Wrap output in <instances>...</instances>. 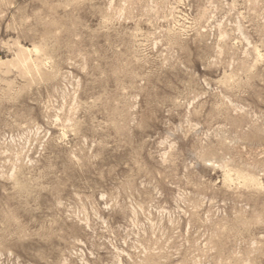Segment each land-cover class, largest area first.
Returning <instances> with one entry per match:
<instances>
[{"label": "rangeland", "instance_id": "1", "mask_svg": "<svg viewBox=\"0 0 264 264\" xmlns=\"http://www.w3.org/2000/svg\"><path fill=\"white\" fill-rule=\"evenodd\" d=\"M0 264H264V0H0Z\"/></svg>", "mask_w": 264, "mask_h": 264}]
</instances>
